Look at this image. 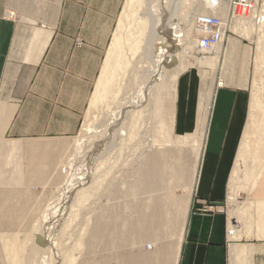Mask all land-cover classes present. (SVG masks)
I'll use <instances>...</instances> for the list:
<instances>
[{"label": "crops", "instance_id": "0c3cea01", "mask_svg": "<svg viewBox=\"0 0 264 264\" xmlns=\"http://www.w3.org/2000/svg\"><path fill=\"white\" fill-rule=\"evenodd\" d=\"M123 2L0 0V139L4 160L7 154L22 153V141L76 135ZM243 42L237 37L228 38L224 59L216 66L214 59H206L204 69L186 68L172 85L170 97L165 96L163 85L159 86L158 93L163 101L159 132L165 130L168 135L158 132V136L170 141L173 138L177 145L191 139L197 158L187 190L189 207L181 226V242L169 257L170 264H264V166L254 187L250 188L245 178L252 175L253 165L248 161L244 177L242 173L239 175V189L231 191L230 188L240 144L251 118V107H255V99L251 101L247 91L251 53ZM255 71L254 68L253 78ZM117 96L115 105L121 103ZM257 101L264 105L262 99ZM166 103L171 104V108ZM170 119L172 129L167 128ZM133 121L131 118L126 121L123 137H131ZM170 144L172 142L158 147ZM31 145H34L32 152L41 157L56 152L55 144L47 149L35 143ZM148 149L149 146L138 152L120 149L113 155V169L127 164L133 166L140 155L144 166V160L149 159ZM136 153L138 156L134 158ZM118 155L121 164L117 161ZM116 171L111 180L112 183L116 181L115 201L147 202L148 194L146 197L141 194L139 198L134 194L129 196L131 190L129 192L127 187L162 184L154 173L152 177L143 173L141 181L135 182L133 177L119 179ZM102 179H95L92 187L104 185ZM123 187H126L125 195ZM239 190L246 193L237 201ZM64 199L57 195L52 201ZM159 201L153 209L157 212L151 214L157 219L162 209ZM228 205L233 208L229 209ZM46 214L40 231L36 232V242L39 233H58L56 228L62 225L60 218L56 223L52 220L57 213ZM227 231L232 234L227 235Z\"/></svg>", "mask_w": 264, "mask_h": 264}, {"label": "rangeland", "instance_id": "374dc122", "mask_svg": "<svg viewBox=\"0 0 264 264\" xmlns=\"http://www.w3.org/2000/svg\"><path fill=\"white\" fill-rule=\"evenodd\" d=\"M141 2L142 0H124L123 2L112 40L105 51L101 72L84 109L76 135L70 138L22 141V153L20 155L17 153L7 154L5 160L1 154L3 141L0 139V264H170L169 257H172L181 242V226L185 211L189 207L187 190L191 184V175L197 158L195 143L191 139L177 145L174 143L175 139L172 138V141H169L172 142L170 145L158 147L162 144L156 143L157 145L150 147L151 138L164 139L155 134L157 123L155 122L156 118L152 117L155 114L153 110L160 109V114H162L163 101L160 98V93H157L158 97L154 103H149L150 97H148L145 106L136 111L134 121L131 123L133 125L131 137L126 138L120 134L113 139L107 138V145L100 151L104 153L107 150L109 153L105 154L103 159L93 163L89 190L76 192V196L79 193H85V201L77 203L75 196L72 200L74 203H70L66 207L65 203H62L63 201H52L61 194L62 182L69 178L68 175L65 179V175L61 172L64 171L63 167H66L70 162L69 169L73 162L77 164L81 159L85 160L89 152L93 151V145L95 146L98 140L106 137L103 133L110 126L117 102L109 104L108 108H101L96 104L92 106L91 102L96 86L104 72L108 54L116 45V37H118L120 53L128 65L126 69L124 67L121 69H125L122 73H119V84L124 86L126 81H122V75L131 71L128 76L131 78L132 75L131 79L135 85L132 86L130 93L136 92L137 85H139L136 84L138 81L136 77L140 76L139 66L142 68L146 65L139 63L142 60L141 54L133 51L130 46V38L132 30L138 22L136 18L142 10ZM179 27L183 29L184 25L181 24ZM190 31L192 32H190L192 38L189 39L191 45L189 48L187 45L180 47L182 55L178 59L177 70L165 71L164 66L161 67L163 68L162 75L160 74L162 78L156 82L165 84L163 85L164 93H169L172 89V85L169 84L176 72L178 77L190 66H197L201 69L207 66L205 60L199 59L195 47L196 37L199 35L194 23L191 24ZM231 33L233 32L231 31ZM240 39L247 44V50L249 49L251 53L247 91L253 101L257 92L260 95L264 91V33L258 35L254 30L251 39L242 37ZM214 62L215 60H213ZM254 68L256 71L253 78ZM125 93L127 94V92ZM123 94L117 96V99L121 98ZM168 104L166 103V106L171 108V104ZM251 109L250 115L260 116L259 110L254 105ZM131 114H129V118H131ZM126 123L128 124V122ZM167 128L172 129L171 119L167 120ZM34 143L42 145V149H47V146L55 144L53 149L56 152L43 154L42 157L38 156L32 152L34 145L31 144ZM110 143L112 146L115 145L112 150L108 149V146H111ZM146 146H149L150 149H148L149 159L148 161L144 160V166H142L140 155L134 161L133 166L127 164L113 169L115 167L113 152L120 151V149H123V152H129V149L138 152ZM131 153L133 154V152ZM50 158H52V163ZM119 159L120 155L117 157L118 163ZM15 163L16 168H14ZM119 168L121 171L118 170ZM114 170H117L116 173L120 172V174L117 173L119 179L133 177L135 182L141 181L143 173L144 176L149 174V177L150 175L152 177L154 173L162 184L127 187L129 192L131 190L129 196L134 194V197L139 198L141 194V197H146L145 195L148 194L149 201L147 202L115 201L113 194L116 181L114 183L111 181L115 177ZM8 174H10L9 177ZM101 177L104 185L97 184L93 188L94 180ZM106 178L107 180H105ZM122 189V193L125 195L126 187ZM245 193V191L239 190L236 200L239 201ZM85 196L88 198L87 201ZM157 200H160L159 206L161 205L162 208L159 219L151 217L152 213L157 212L153 211L157 206ZM50 206L56 209V211L52 210L53 214L57 213L52 219L53 222L56 223V220L60 218L59 222L62 223L61 227L57 226L56 228L60 232H46L44 235L39 233L36 242L34 235L40 231L44 214ZM228 207L229 209L233 208L231 205ZM46 238H53L51 245L54 246L53 248L46 245L44 242Z\"/></svg>", "mask_w": 264, "mask_h": 264}, {"label": "bare ground", "instance_id": "6f19581e", "mask_svg": "<svg viewBox=\"0 0 264 264\" xmlns=\"http://www.w3.org/2000/svg\"><path fill=\"white\" fill-rule=\"evenodd\" d=\"M233 1L234 0H142L140 4L142 10L136 18L138 22L132 30V37L130 38V46L133 51L141 54L140 56L143 61L141 60L139 63L141 65H146L142 66V68L139 66L140 76L136 77L138 79L136 84L139 85H137L135 93H130L132 86L135 85L131 79L132 75L131 78L128 76L131 74V71H128L126 75H122V81H126L124 86L123 84H119V73H122L128 65L125 58H123L120 53L119 41L118 37H116V45L108 54L104 72L96 87L91 104L92 106L96 104L104 108L113 103L115 97L119 94L124 93L123 95L125 96V92H127L126 95H128V97H121V103L116 105L113 119L105 134L106 137L98 140L95 146L93 145V151L91 150V152H89L87 158L85 160L81 159L77 164L73 162L69 169L68 165L63 167L64 171H62V173L65 175L66 179L69 175V178L61 188L62 191L60 194L65 198L62 202L65 203V207L70 203H74L72 200L76 196V192L85 190L87 192L89 190L90 180L93 174V163L103 159L105 154L109 153L107 150L105 151L106 153L100 151L107 145V138L110 137L109 139H113L117 137V135L124 134L125 123L130 119L128 117L129 114L132 113L131 120H134L136 111H139L142 106H145L148 97H150L149 103L152 104L156 101L159 85H165L163 82L159 84L156 82L158 79L162 78L161 73L163 68L161 67L164 66L165 71L177 70L178 59L180 55H182L180 47H182V45H187L189 48L191 45L189 41V39L191 40L192 38L190 37L191 24H195L199 35L196 37L195 45L199 59H201V61L214 59L216 61L215 66L217 62L224 59L223 56L228 38L242 37L251 39L254 30H256V34L258 35L264 33V0H244L247 5L246 10L244 8L238 9L237 5H233ZM136 19L135 21H137ZM214 19L217 21L220 30L222 29L221 32L219 33V29H217L219 31L206 32L205 29L208 27L207 20ZM181 24L184 25L183 29L179 27ZM211 27L213 28L214 25ZM230 27L233 33L230 31ZM208 39L214 40V42L210 44L209 47L205 48L202 46L201 41ZM232 49L234 48H231V50ZM123 67L125 69L121 70ZM176 73L169 85H175L177 79ZM165 96L170 97L171 90L169 93L165 92ZM254 99L255 108L259 110L260 116L254 119L253 115H251V118L247 122L236 159L234 176L231 182V191L238 188L240 183L239 175L242 173L244 177L245 167L248 161L253 165L252 175L248 174L245 178V180L250 183V188L254 187L264 166V136L261 135V132L264 134V105H262L260 101H257V99H262L264 102V91L263 94L260 95H258L257 92ZM150 111L152 113V110ZM153 111L155 114L153 112L152 114H154V116L152 115V117L156 118L154 119L157 123L154 132L158 134L159 130L162 129L161 124L163 115L160 114V110ZM164 133L168 135L165 130L161 131V133L159 132L160 135ZM155 139L151 138L149 141L150 147L152 145L154 146L156 143L167 144L170 141L167 137L161 140ZM109 146L108 149L115 147V145L112 146V144V147L110 146L109 148ZM114 154L115 152L112 153V155ZM84 195L85 193L77 194L75 198L76 202L81 203V200L84 199ZM50 207L48 208L49 210L47 209L48 211H46V213L48 212L51 215L52 208ZM34 237L37 240V235ZM79 238L81 239V237ZM52 239L53 238H46L44 241L46 245L51 248L54 247L51 246Z\"/></svg>", "mask_w": 264, "mask_h": 264}, {"label": "built area", "instance_id": "2783aa9c", "mask_svg": "<svg viewBox=\"0 0 264 264\" xmlns=\"http://www.w3.org/2000/svg\"><path fill=\"white\" fill-rule=\"evenodd\" d=\"M233 5H237L238 7V9H247V5L245 4V1L244 0H234L233 1ZM207 25H208V27L205 29V31L207 32H213V31H219L220 30V28L218 27V23H217V21L214 19V20H207ZM212 25H214V27L212 28L211 26ZM217 29H219V30H217ZM222 30V29H221ZM221 30L219 31V33L221 32ZM214 42V40H210V39H208V40H202L201 41V44H202V46H204L205 48H207V47H209L210 46V44H212ZM232 234V231H227V235H231Z\"/></svg>", "mask_w": 264, "mask_h": 264}]
</instances>
